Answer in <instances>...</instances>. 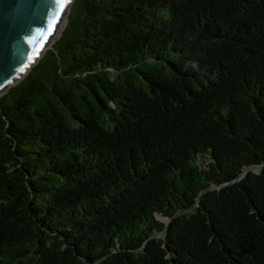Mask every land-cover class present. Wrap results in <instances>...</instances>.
I'll return each instance as SVG.
<instances>
[{"label": "trees", "instance_id": "obj_1", "mask_svg": "<svg viewBox=\"0 0 264 264\" xmlns=\"http://www.w3.org/2000/svg\"><path fill=\"white\" fill-rule=\"evenodd\" d=\"M0 264H264V0H74L0 96Z\"/></svg>", "mask_w": 264, "mask_h": 264}, {"label": "water", "instance_id": "obj_2", "mask_svg": "<svg viewBox=\"0 0 264 264\" xmlns=\"http://www.w3.org/2000/svg\"><path fill=\"white\" fill-rule=\"evenodd\" d=\"M73 2L74 0H70L58 11L55 0H0L2 89L8 87L20 75L23 79L38 62L40 53L46 52L48 41L64 18L65 25L67 24ZM26 37L30 42H26ZM20 68L24 69L23 72L19 71ZM259 168L260 166H253L245 171L251 169L257 172ZM162 219L168 224L169 219Z\"/></svg>", "mask_w": 264, "mask_h": 264}, {"label": "bare ground", "instance_id": "obj_3", "mask_svg": "<svg viewBox=\"0 0 264 264\" xmlns=\"http://www.w3.org/2000/svg\"><path fill=\"white\" fill-rule=\"evenodd\" d=\"M65 28V18L63 19V21L61 22V24L59 25V27L56 29L55 33L53 34L52 38L48 41L46 48L48 49V47H50L51 45L54 44V42L60 37L62 31ZM43 55V53H40V57ZM38 56V57H39ZM21 75L15 79L8 87L6 86L4 89H2L0 91V95L4 94L11 86H14L16 83H18L19 81H21Z\"/></svg>", "mask_w": 264, "mask_h": 264}, {"label": "snow or ice", "instance_id": "obj_4", "mask_svg": "<svg viewBox=\"0 0 264 264\" xmlns=\"http://www.w3.org/2000/svg\"><path fill=\"white\" fill-rule=\"evenodd\" d=\"M69 2L70 0H55V4L58 6L57 10L58 11L62 10L63 6L68 4ZM25 40L26 42H30L27 37L25 38ZM23 70H24L23 68L19 69V71L21 72H23ZM5 80H7V77H5ZM8 82L10 83L11 81H8ZM2 88H3V81H0V90H2Z\"/></svg>", "mask_w": 264, "mask_h": 264}, {"label": "rangeland", "instance_id": "obj_5", "mask_svg": "<svg viewBox=\"0 0 264 264\" xmlns=\"http://www.w3.org/2000/svg\"><path fill=\"white\" fill-rule=\"evenodd\" d=\"M49 48H51V46H50V47H48V49H49ZM2 95H3V94H2ZM0 96H1V95H0ZM160 235H161V234H160Z\"/></svg>", "mask_w": 264, "mask_h": 264}]
</instances>
